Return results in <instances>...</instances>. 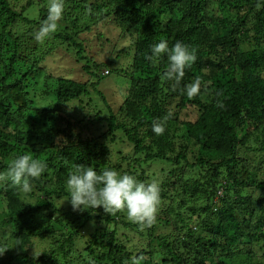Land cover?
<instances>
[{"label": "trees", "instance_id": "obj_1", "mask_svg": "<svg viewBox=\"0 0 264 264\" xmlns=\"http://www.w3.org/2000/svg\"><path fill=\"white\" fill-rule=\"evenodd\" d=\"M104 1L103 13L98 0H65L57 31L21 58L47 17L48 0H0V172L19 154L47 164L29 193L0 183L7 202L0 232L12 247L0 264H131L140 256L141 264H264V0ZM107 21L133 38L132 65L111 71V61H88L83 68L95 88L102 68L127 77L129 89L117 110L99 93V117L81 118L83 107L72 109L75 116L66 105L92 85L48 73L41 63L58 45L83 59L81 36ZM161 40L195 50L175 88L161 79L167 55L149 59ZM197 78L201 91L189 98L183 89ZM188 109L189 119L181 115ZM169 112L156 135L153 121ZM115 145L130 149L122 173L145 183L162 178L165 217L143 231L123 212L110 216L101 207L74 220L60 204H70L69 171L77 164L101 171ZM163 163L161 176L148 174L151 164ZM128 234L147 241L139 254L127 250Z\"/></svg>", "mask_w": 264, "mask_h": 264}, {"label": "clouds", "instance_id": "obj_2", "mask_svg": "<svg viewBox=\"0 0 264 264\" xmlns=\"http://www.w3.org/2000/svg\"><path fill=\"white\" fill-rule=\"evenodd\" d=\"M64 2L65 0H48L47 17L34 33V39L38 43H43L57 31L63 18ZM151 52L149 59L167 55L168 67L161 74V79L172 82L173 88L180 84L185 70L196 61L195 50H190L189 46L181 41H176L169 48L167 41L161 40L152 45ZM102 73L103 76L110 75L108 69ZM183 91L189 98L197 96L201 91V80L197 78L185 85ZM217 103L219 107H223L221 102ZM172 115L173 113L169 112L163 120L153 121L152 131L156 135H162L165 124ZM46 168L44 161L34 158L31 154L15 155L7 162L6 171L0 172V183L11 182L12 186L23 193H29L32 190L31 182L38 180ZM65 187L73 211L83 212L102 207L104 213L110 216L123 212L126 213L128 221L136 224L141 231L156 222L161 196L160 187L155 181L145 183L134 175L120 173L114 169L105 168L98 172L92 166L77 164L69 171ZM9 248L12 247H0V255ZM38 256L34 254V257ZM143 259V256L133 257L131 264H141ZM124 264H129V261H124Z\"/></svg>", "mask_w": 264, "mask_h": 264}, {"label": "rangeland", "instance_id": "obj_3", "mask_svg": "<svg viewBox=\"0 0 264 264\" xmlns=\"http://www.w3.org/2000/svg\"><path fill=\"white\" fill-rule=\"evenodd\" d=\"M98 3H99L98 5L103 7V9L100 10V12L107 10L108 4L104 0H98ZM107 23H109V21H107L105 24L102 23L104 24L103 27H100L102 26V24H100L99 25L100 28L94 29L91 32H86L81 36L80 40L83 41V46L85 49L83 59L81 60L77 59L73 51H69L66 49V47L62 48L58 45L59 49L52 50L53 52L50 53L46 57V60L45 61L43 60L44 62L41 63V66L48 73H52L55 76H63V77L71 78L73 80L80 81L84 84L87 83V85H92V87H90V93L88 95L83 96L81 98V101L70 102L68 103V105H66V109L68 111L73 112L75 116H77L78 114H76L72 109L78 108L80 106L83 107L82 113H80L79 115L81 116V118L83 114L85 113L87 114L86 116L89 119H93L94 116L99 117V114L101 112L98 110L97 106L104 105L103 104L104 102L101 100V97H99V93H101L105 97L108 105H110L112 109L117 110V108H119V106L123 103L124 98H125L124 96L127 94L128 89H129L130 83H129V80H127V77H125L124 75H118L115 72H113L109 76L102 77L100 81L97 83L96 88H95L93 87V84H95L97 80L93 78V76L83 68L85 65H87L88 61L91 62L90 64L93 65L94 63H96L98 66L99 64H108L111 61V64L108 65V69H110L111 71L119 67L125 68V67H129L132 65L133 63V44H134L133 38H131L127 34L124 35L123 33H119L117 30L114 29L115 26L113 24L110 25L111 27H107L106 26ZM120 40L121 42H119ZM35 45H39V43L35 39L30 40L28 43H26L27 47H24V49L19 51L21 58L22 56L24 58L27 57L28 53L31 52V50L35 47ZM110 46L112 49L110 48ZM46 47L50 48V47H55V46L48 45ZM123 48L125 49V53L121 54L119 51ZM104 70L101 68V71H98V72L96 71V73H102L104 72ZM181 115L189 119L190 109L186 111H182ZM106 129L107 128L105 126L103 125L100 126L101 133L106 131ZM119 148L120 147L116 145L113 147L111 146L110 156L108 159L109 164L104 165L102 170L105 168H114V167L120 166V168L116 171L122 173V170H125L126 168H128L125 158L130 152L129 146L128 147L124 146L121 152L119 151ZM163 165L164 163L158 164V165L151 164L150 167L147 168V171H149L148 174L151 175L152 173H156L158 175ZM159 176H161V173L159 174ZM157 178H158L157 183L158 185H160L162 178H159V177ZM2 186L3 185H0V198H1L0 199L1 200L0 202V223H2L1 214L2 212H4V210L6 209V205H7L6 199L2 197L3 196ZM249 192L250 190H245L246 194H248ZM254 194L256 196H259L260 192L255 191ZM169 202L170 201H168L167 203ZM60 204H62L61 207L68 206L69 209H72L71 204L67 203V201H62L60 202ZM166 208L167 207L165 206L164 200L163 202L161 201L160 206H159L158 215L161 216L162 218L165 217ZM73 213H74L73 219L75 220L76 217L80 214V212L73 211ZM122 231L123 230H121L119 234L120 239L124 237L122 236L123 235ZM128 235L132 239L129 242V244L125 242L127 245L126 247L127 250L131 254H135V255L139 254L143 250V248L146 246L147 241L145 242V239L140 238L139 234L138 235L135 234V236H133L132 234H128ZM6 241L7 239H3V232H0V244L4 246V243ZM37 248H38L37 245L34 246L33 250L30 251V253L38 252ZM9 251L10 250L8 249L1 256L4 255L6 256V258H8ZM14 251L17 253L18 249H15ZM155 258L157 259L158 262L162 260V256H160L159 254H157Z\"/></svg>", "mask_w": 264, "mask_h": 264}]
</instances>
